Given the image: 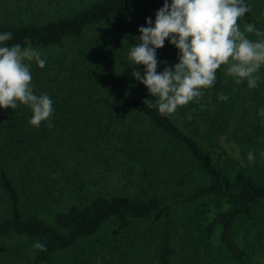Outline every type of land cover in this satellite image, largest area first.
Returning <instances> with one entry per match:
<instances>
[{"label":"trees","instance_id":"obj_1","mask_svg":"<svg viewBox=\"0 0 264 264\" xmlns=\"http://www.w3.org/2000/svg\"><path fill=\"white\" fill-rule=\"evenodd\" d=\"M146 2L92 0L44 21L11 23L1 21L0 8L9 46L54 48L81 42L93 29L75 50L30 69L35 94L53 101L50 121L31 125L27 105L0 108V240L43 243L46 251L34 248L28 264H176L179 253L181 264H250L264 250V68L250 89L222 65L201 97L161 115L132 75L145 66L128 59ZM245 2L251 11L241 29L253 23L264 31V0ZM156 55L161 72L178 62L179 50L166 39ZM222 135L249 143L243 151H253L254 162L248 152L245 166L214 162L207 147L216 148ZM94 162L133 178L137 192H89ZM63 191L75 202L56 209ZM249 227L256 241L242 244Z\"/></svg>","mask_w":264,"mask_h":264},{"label":"clouds","instance_id":"obj_2","mask_svg":"<svg viewBox=\"0 0 264 264\" xmlns=\"http://www.w3.org/2000/svg\"><path fill=\"white\" fill-rule=\"evenodd\" d=\"M250 11L245 0H171L170 4L164 0L154 26L151 17L146 18L149 26L139 27V43L130 45L128 54L133 66H145L143 75L135 68L132 75L156 98L149 107L155 106L161 115L174 114L178 107L201 97L202 89L214 86L222 65H227L225 74L237 84L246 82L250 89L256 88L264 68V31L253 23L241 29L239 20ZM11 38V32L0 33V108L27 105L32 110L30 124L39 127L42 121H50L53 101L46 93L35 94L30 69L33 61L44 68L46 60L30 45L9 46ZM166 39L179 50V59L157 72L161 62L156 50L164 47ZM48 127H53L51 122ZM247 159L254 162L253 151ZM33 247L46 251L40 242Z\"/></svg>","mask_w":264,"mask_h":264},{"label":"rangeland","instance_id":"obj_3","mask_svg":"<svg viewBox=\"0 0 264 264\" xmlns=\"http://www.w3.org/2000/svg\"><path fill=\"white\" fill-rule=\"evenodd\" d=\"M92 0H0V8L2 15V22H29V21H44L46 19L53 18L58 14H68L74 9H79L85 6ZM169 4L171 0H168ZM164 4V0H147L143 6L144 10H147L146 15L143 17L136 18L137 27L144 26L148 27L146 18L151 17L155 21L156 11L161 8ZM145 20V22H143ZM142 22V23H141ZM93 29H88L85 37L81 42H67L66 44L54 48H33L41 53V58L45 59L46 62L50 59L60 56L63 52L69 50H75L76 46H80L88 41ZM140 36V32L136 33L134 37L136 44L139 43L137 37ZM37 64L33 61L31 63V69ZM262 122L264 123V113L262 114ZM218 146L216 148L207 147L210 156L213 161L222 165L226 159H231L235 165L244 164V156L246 150L244 148H250L248 143L247 146H241L233 139L222 135L218 139ZM261 150L257 148V150ZM71 160V161H70ZM70 162L74 165L76 163V157L73 155L70 158ZM91 162V161H89ZM111 164V163H110ZM115 164V163H114ZM112 165L100 164L94 162L91 168H88V175L86 176L88 185L87 188L91 193L106 194L110 192H118L124 194H134L138 190V186L133 178L121 177L113 170ZM58 192V191H57ZM54 207L56 209H63L75 200L73 195L63 191L59 194H55ZM4 213V208L0 205V215ZM255 227L244 228L241 230L239 240L242 244L253 243L256 241L255 238ZM35 240L29 238H20L16 236H8L0 240V262L5 261L8 264H28L30 256L34 251ZM176 248L179 250V243L175 241ZM176 255V264H181L182 254ZM184 262V261H183ZM6 264V263H3ZM250 264H264V250H258L257 254L253 257Z\"/></svg>","mask_w":264,"mask_h":264}]
</instances>
